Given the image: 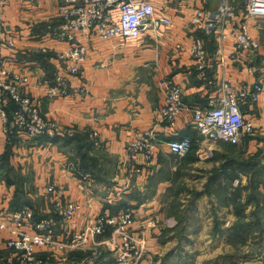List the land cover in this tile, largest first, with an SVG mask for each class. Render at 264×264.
<instances>
[{
    "label": "crops",
    "instance_id": "1",
    "mask_svg": "<svg viewBox=\"0 0 264 264\" xmlns=\"http://www.w3.org/2000/svg\"><path fill=\"white\" fill-rule=\"evenodd\" d=\"M151 1L160 10L166 8L173 25L150 28L136 38L88 39L85 63L79 74L70 76L67 93L56 98L46 96L37 83L45 79L54 81L60 73L67 74L54 59L53 52L44 53L42 50L44 45L61 44L50 34L64 21L59 8L65 1H6L5 34L15 41V46L0 50L7 58L10 70L30 77L27 91L36 98L41 112L56 121L60 130L57 139L47 137L40 140L28 136L13 125L12 107L8 111L7 130L0 120V214L13 209L20 178L30 184L28 195H43L48 184H55L63 190L64 199L79 204L80 208L69 224L71 232L91 225L101 212L118 213L125 206L121 208L122 200L134 210L137 235L148 219H155V225L143 232L149 252L155 255L164 219L161 198L169 182L159 171L163 158L172 155L167 143L189 136L199 143L197 153L204 154L197 141L199 133L193 124V110L207 104L211 97H218L226 80L235 88L242 85L250 88L255 83L264 87V18L246 19L251 35L260 42V48L235 54L232 35L235 19L225 20L215 33L208 35L202 27L190 22L195 9L202 6L201 2ZM218 1L209 0L205 7L213 10ZM245 3L246 0H235L232 5H237L239 12H245ZM222 33L227 36L221 38ZM195 38L204 41L207 67H199L192 57L190 47ZM164 78H170L184 88L183 100L187 109L172 124L162 121L160 114L163 103L161 80ZM243 110L245 117L256 126L254 135L263 136L264 90L258 102L245 103ZM148 129H155L159 141L154 161L149 164L142 157L135 161L129 158L131 144ZM76 133L83 135L91 150L103 154L98 160L100 166L106 162L105 170L78 168L67 153H63L67 141L77 139ZM212 144L208 143L206 147L210 148ZM78 170L82 173L89 171L91 177H84ZM104 173L109 174L112 186L104 184ZM117 187L124 188L121 197L110 200ZM43 197L46 202L41 210L46 212L45 215L54 213L51 197ZM47 204L52 211L47 209ZM65 231L64 227L59 234L63 236ZM8 236L9 232L0 228V255L8 252L5 248ZM97 243L101 254L95 264H115L109 234L97 238ZM92 248L94 244L85 250L62 253L44 248L41 252L47 264H69L86 257Z\"/></svg>",
    "mask_w": 264,
    "mask_h": 264
},
{
    "label": "built area",
    "instance_id": "2",
    "mask_svg": "<svg viewBox=\"0 0 264 264\" xmlns=\"http://www.w3.org/2000/svg\"><path fill=\"white\" fill-rule=\"evenodd\" d=\"M7 0H0V49L13 48L15 41L5 34L4 8ZM59 14L64 19L50 37L60 46L44 45V53H52L61 69L54 79L38 82L50 98L60 97L68 91L70 76L79 74L88 56V39L100 40L115 38H136L150 28L161 25H173L172 17L158 9L151 0H64ZM169 1V0H168ZM199 1L202 6L195 9L190 22L211 35L225 20L235 19L232 35L235 39V54L256 51L260 42L251 35L246 21L249 17L264 18V0H246L245 12H239L235 0H219L215 9L205 7L209 0ZM160 12L158 15L157 13ZM227 35L222 33L221 38ZM199 67H207V52L204 41L195 38L190 47ZM7 58L0 50V120L7 130L9 110H13V125L28 136H47L55 138L59 133L56 121L44 115L38 101L28 91L30 77L22 72L10 70ZM163 103L160 108L162 121L174 123L180 113L187 109L184 104V88L170 78L161 80ZM264 87L255 83L252 87L235 88L229 80L223 82L218 97H211L207 104L193 110V124L199 133L203 153L211 154L208 143L221 142L241 145L255 134L254 122L244 115V104L260 100ZM159 141L155 129H148L131 144L129 158L140 157L149 164L154 161ZM169 152L176 157L186 156L192 149L193 139L189 136L172 139L167 143ZM79 171V170H78ZM83 171V170H82ZM84 177L90 178L86 171ZM123 187H117L110 200H118ZM43 195L51 197L54 213L40 219L35 218V211L29 205L4 210L0 214V228L9 232L5 240L6 255H0L3 264H47L41 255V249H53L58 252L85 250L90 244L97 248V238L109 234V241L116 264H152L153 253L149 252L143 232L155 225V219H148L137 235L135 232V215L131 207L121 209L116 214L101 212L95 221L84 229L71 232L69 224L80 206L74 200L63 198L64 192L55 184H48ZM65 234H59L62 228ZM96 239V241H95ZM101 250L93 251L90 257L72 260L69 264H95Z\"/></svg>",
    "mask_w": 264,
    "mask_h": 264
},
{
    "label": "rangeland",
    "instance_id": "3",
    "mask_svg": "<svg viewBox=\"0 0 264 264\" xmlns=\"http://www.w3.org/2000/svg\"><path fill=\"white\" fill-rule=\"evenodd\" d=\"M76 135L63 153L78 168L104 169L106 162L100 166L98 160L103 154ZM193 144L186 156L169 155L161 162L160 175L169 182L161 198L164 219L152 264H264V135L235 146L215 142L208 156L197 153L198 142ZM104 174V184L112 186ZM17 181L13 200L21 198L44 216L43 195H28V181ZM96 250L98 245L85 256Z\"/></svg>",
    "mask_w": 264,
    "mask_h": 264
},
{
    "label": "trees",
    "instance_id": "4",
    "mask_svg": "<svg viewBox=\"0 0 264 264\" xmlns=\"http://www.w3.org/2000/svg\"><path fill=\"white\" fill-rule=\"evenodd\" d=\"M53 139H55V138H53ZM56 139H57V137H56ZM224 144H226V143H224ZM227 145H232V144H227ZM233 146H235V145H233ZM193 147V146H192ZM87 157H88V159L90 158V156H88L87 155ZM238 177V175H236L234 178H237ZM22 201H21V198H19L17 201H14L13 203H12V208H20V207H22V206H24V205H27L26 203H21ZM124 202V201H123ZM122 202V200L120 201V205H121V208L123 207L124 209L125 208H128V207H130V206H128L127 204H125V203H123ZM34 211H35V218H37V219H40V218H42V217H46V216H48V215H40V216H38V211H36L35 209H34ZM50 215V214H49ZM41 255L44 257V254L41 252Z\"/></svg>",
    "mask_w": 264,
    "mask_h": 264
}]
</instances>
